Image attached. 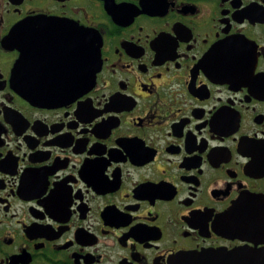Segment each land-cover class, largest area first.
I'll use <instances>...</instances> for the list:
<instances>
[{"label":"flooded vegetation","instance_id":"obj_1","mask_svg":"<svg viewBox=\"0 0 264 264\" xmlns=\"http://www.w3.org/2000/svg\"><path fill=\"white\" fill-rule=\"evenodd\" d=\"M0 264H264V0H0Z\"/></svg>","mask_w":264,"mask_h":264},{"label":"water","instance_id":"obj_2","mask_svg":"<svg viewBox=\"0 0 264 264\" xmlns=\"http://www.w3.org/2000/svg\"><path fill=\"white\" fill-rule=\"evenodd\" d=\"M93 64V62H91V63H86V71H85V73H86V75H85V77H84V79H82L81 80V82L83 83V84H89L88 82H89V80H90V74H91V72H90V67H91V65ZM93 78H94V76H92Z\"/></svg>","mask_w":264,"mask_h":264}]
</instances>
